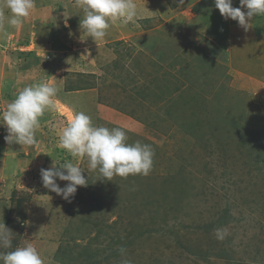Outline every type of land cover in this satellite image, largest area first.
<instances>
[{
  "label": "rangeland",
  "instance_id": "374dc122",
  "mask_svg": "<svg viewBox=\"0 0 264 264\" xmlns=\"http://www.w3.org/2000/svg\"><path fill=\"white\" fill-rule=\"evenodd\" d=\"M163 1L173 15H186L177 0ZM212 3H190L194 16L186 25L168 24L195 39L197 53L186 51L193 57L188 68L173 74L143 52L111 43L95 52L97 74L74 86L81 91L75 112L88 114L95 126L123 129L128 144L152 147L149 174L103 179L86 159L56 147L74 111L45 116L50 122L35 136L41 128L42 140L56 147L54 164L72 157L88 184L69 200L53 201L46 188L40 191V170L51 158L33 166L30 159V172L25 168L10 189L16 192H0L1 224L12 232V248L0 251L30 243L44 264H264V29L223 44L208 18ZM8 102L0 97V112ZM102 103L128 120L113 124L115 115L106 112L102 118ZM6 135L0 126V161L9 164ZM32 177L37 184L29 190ZM218 228L228 231L223 240Z\"/></svg>",
  "mask_w": 264,
  "mask_h": 264
},
{
  "label": "crops",
  "instance_id": "0c3cea01",
  "mask_svg": "<svg viewBox=\"0 0 264 264\" xmlns=\"http://www.w3.org/2000/svg\"><path fill=\"white\" fill-rule=\"evenodd\" d=\"M234 1L232 0V7L236 5ZM197 2L199 0L191 2L183 0L179 7L186 9L182 11L186 15L181 18L176 16L177 14L173 15L174 11L163 0H134L138 11L136 22L124 26L119 21L115 23L110 21L107 39L99 41H93L79 28L83 12L76 6L75 0H35V7L30 15L24 18L21 27L16 28L7 23L10 13L7 9H3L4 17L0 20V97H5L6 102L12 101L17 92L25 86L45 80L54 84L59 91L55 98L57 100L55 109L46 111L40 118V124L49 123L50 118L54 120L57 117H66L65 111L75 110V99L81 93L75 90L77 81L97 74L93 61L95 52L98 47H105L111 43L127 44L137 53L143 52L148 58L155 60L160 67L173 74L179 73L180 68H188L193 64V57H188L186 51L197 53L198 49L194 48L195 39L189 40L179 28L168 24L177 21L181 27L186 25V19L190 20L194 16L190 13L189 4L191 3V7L192 3ZM210 9L209 21L214 23L217 32H221L222 38L219 39L223 44L229 45L232 40L250 37L252 34L258 36V29H264V16H256L255 20H251L249 29L245 31L237 21L232 23V19L223 18L214 3L210 5ZM196 19L202 22L200 15H197ZM202 24L205 25L204 22ZM186 47L189 49L185 50ZM106 50L108 51L107 48ZM229 72L235 70L230 68ZM257 89L262 90L260 87ZM86 92L90 93V91ZM106 105L102 103L100 107L102 118H105L102 113L106 112L108 116L115 115L116 122L111 121L113 124L126 121L127 117L112 111ZM45 116L50 118L47 119ZM55 128L56 126L53 127ZM42 133L40 128L36 143L31 146L17 144L19 147H15L16 143H13L10 144L9 153L5 151L9 164L0 161V192L4 191L3 187L7 195L16 192L10 189L14 183L20 182L25 168L30 172V161H34L33 166L41 160L46 161L45 158H51L48 165L53 166L54 159L58 156L55 153L51 154L50 151L55 150L57 146L60 148V145L59 142L56 147L46 144L50 140H42L44 138L41 136ZM27 153L30 155L27 156ZM69 161L73 162V158L64 155L60 164ZM8 166H10L9 171ZM30 180L31 184H26L29 190L30 186L37 184L33 177ZM56 182L60 183V180L57 179ZM44 189L43 187V190H40L43 194ZM50 193L53 201L57 199L60 201L61 197L53 192ZM4 209L5 207L0 204V224L4 217L2 214Z\"/></svg>",
  "mask_w": 264,
  "mask_h": 264
},
{
  "label": "clouds",
  "instance_id": "9594fccd",
  "mask_svg": "<svg viewBox=\"0 0 264 264\" xmlns=\"http://www.w3.org/2000/svg\"><path fill=\"white\" fill-rule=\"evenodd\" d=\"M213 2L223 18L237 21L245 31L249 29L253 17L264 16V0H239L241 7H232V0ZM75 4L83 12L79 28L93 41L106 37L110 21H119L127 26L130 22L135 23L138 16L134 0H75ZM34 7L35 0H2L0 20L4 17L3 9H7L10 13L7 23L14 28L21 27L24 18L30 15ZM58 91L54 84L45 80L19 90L16 97L0 112V126L7 130L5 142L21 146L35 144L40 118L46 111L55 109ZM126 141L123 129L95 126L91 117L83 111L73 112L59 134L62 149L72 157L86 159L90 170H97L103 179L109 181L116 175L123 178L137 174L147 176L152 169V147L140 141L133 144ZM82 173L84 171L81 167L70 161L59 165L53 163L52 167L40 170L43 187L65 200L74 197L77 186H87L88 179ZM57 179L68 183L60 187L56 183ZM215 235L217 239L223 240L228 231L226 228H218ZM0 248H12V232L4 223L0 224ZM125 251L120 249L122 254ZM0 264H44V260L37 248L29 243L12 251H0ZM123 264L130 262L124 260Z\"/></svg>",
  "mask_w": 264,
  "mask_h": 264
},
{
  "label": "trees",
  "instance_id": "16d2710c",
  "mask_svg": "<svg viewBox=\"0 0 264 264\" xmlns=\"http://www.w3.org/2000/svg\"><path fill=\"white\" fill-rule=\"evenodd\" d=\"M215 39V38H214ZM251 106H254V105H251Z\"/></svg>",
  "mask_w": 264,
  "mask_h": 264
}]
</instances>
